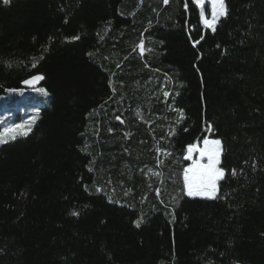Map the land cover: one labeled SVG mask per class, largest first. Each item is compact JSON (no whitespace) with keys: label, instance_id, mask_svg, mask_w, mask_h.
<instances>
[{"label":"trees","instance_id":"16d2710c","mask_svg":"<svg viewBox=\"0 0 264 264\" xmlns=\"http://www.w3.org/2000/svg\"><path fill=\"white\" fill-rule=\"evenodd\" d=\"M224 2L213 32L193 0H0V94L50 95L0 145V264H264V0ZM205 136L214 200L183 190Z\"/></svg>","mask_w":264,"mask_h":264},{"label":"snow or ice","instance_id":"6c2138e0","mask_svg":"<svg viewBox=\"0 0 264 264\" xmlns=\"http://www.w3.org/2000/svg\"><path fill=\"white\" fill-rule=\"evenodd\" d=\"M165 4L168 0H163ZM211 5V18H207L205 14V0H193V3L199 8V19L205 25L206 28H210L213 32L216 30V24L221 17L227 15V7L224 0H207ZM5 5L10 3V0H3ZM185 9L188 8V3L183 4ZM78 38V37H77ZM198 43V41H197ZM139 48L143 52L144 43L141 41ZM43 76H35L32 80H26L24 83L33 84L35 81L42 80ZM39 92L44 93L46 90L43 88L38 89ZM165 96L169 93L165 92ZM180 112V117L183 118V112ZM36 117H33L29 121V126L25 129L24 125H15L4 130V134H0V143H5L7 140H15L19 135H27V132L31 130L30 125L34 123ZM120 119V117H116ZM123 122V121H121ZM206 131L211 132V126L206 129ZM174 134V133H171ZM157 151H162L157 148ZM223 152L222 141L220 139H210L205 136L201 141L189 144L187 146L186 155L183 159L186 161H191V163L184 167L182 170L183 177V190L189 197H203L207 199H217L219 192V182L225 177V170L220 167L221 156ZM165 155H171V153H164ZM162 163V161H158ZM255 167V165H253ZM232 175H236V170H231ZM154 175H160L159 173H154ZM159 195V191H157ZM223 198V197H221ZM137 227L140 226V220L136 221Z\"/></svg>","mask_w":264,"mask_h":264},{"label":"rangeland","instance_id":"374dc122","mask_svg":"<svg viewBox=\"0 0 264 264\" xmlns=\"http://www.w3.org/2000/svg\"><path fill=\"white\" fill-rule=\"evenodd\" d=\"M206 7L210 9V16L207 17L210 19L211 5L207 2V0H205V8ZM46 93L47 94L45 95L44 93L39 92L38 89L33 91L22 89L18 91H7L5 93L0 94V134H4V130L6 128H10L15 125H24L25 129H27V127L29 126V121H31L33 117H36L34 123L30 125V128L32 130L33 126L35 125L38 119V116L41 113V110L46 107L50 99V95L47 90ZM30 131H28L27 133H29ZM149 134H152V132ZM10 140L11 139L7 140V142ZM126 140L130 141L129 137ZM2 144L4 143H0V145ZM121 148L122 149L120 150V154H123L122 156L130 157L132 155V151L129 144H124ZM190 163L191 161H189V164ZM167 178V174H162L161 183H166ZM191 198L207 199L199 196Z\"/></svg>","mask_w":264,"mask_h":264},{"label":"water","instance_id":"95a60500","mask_svg":"<svg viewBox=\"0 0 264 264\" xmlns=\"http://www.w3.org/2000/svg\"><path fill=\"white\" fill-rule=\"evenodd\" d=\"M30 80H32V79H30ZM43 81L44 80L42 79V80H39V81H35L33 84L24 83L22 88L25 89V90H31V91L37 90V89H39L42 86Z\"/></svg>","mask_w":264,"mask_h":264}]
</instances>
